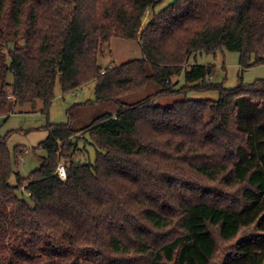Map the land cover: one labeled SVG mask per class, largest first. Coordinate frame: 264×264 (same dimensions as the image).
I'll use <instances>...</instances> for the list:
<instances>
[{"label": "trees", "instance_id": "obj_1", "mask_svg": "<svg viewBox=\"0 0 264 264\" xmlns=\"http://www.w3.org/2000/svg\"><path fill=\"white\" fill-rule=\"evenodd\" d=\"M112 38L141 59L103 70ZM218 52L264 66V0H0V117L39 101L47 113L57 86L90 82L75 107L117 108L51 125L28 181L24 151L0 136V264H264V78L211 82L197 58ZM151 82L157 93L123 100ZM209 90L217 100L186 97ZM252 226L261 235L238 241Z\"/></svg>", "mask_w": 264, "mask_h": 264}, {"label": "rangeland", "instance_id": "obj_2", "mask_svg": "<svg viewBox=\"0 0 264 264\" xmlns=\"http://www.w3.org/2000/svg\"><path fill=\"white\" fill-rule=\"evenodd\" d=\"M150 17L151 11L145 15V19L148 20ZM141 57V49L136 41L112 38L109 43L103 45L98 64L103 70H107L133 60H139ZM238 62L239 56L234 52H218L216 57L204 55L197 58L199 65H215L217 74L212 78L211 82L215 84L222 83L223 87L228 89L235 88L241 83L247 85L255 80L264 78V66L243 70ZM179 85H184L182 77L180 78ZM93 89V86H86L78 94L71 95V92L62 94L59 86H57L55 89L56 98L51 102L47 113H42L44 105L39 101L35 110H32L29 105L23 107L16 106L12 110V116L8 119L0 118V136L12 132L7 140L9 150L13 151V148L18 146L24 151L23 159L20 160L17 167V172L24 181H28L30 174L38 168L40 157L46 156V152L42 150L39 144L49 136L51 125L66 124L72 119L73 128L81 130L101 115L115 113L117 108L111 104L75 107L78 104L93 100ZM159 90V86L151 82L142 91L127 96L123 100L126 103H137L157 93ZM8 92H10L9 89L7 90ZM186 97L198 100H217L219 95L214 90L191 91L187 93ZM169 101L160 100L159 102L164 105L168 104ZM94 156V149L90 148L88 158L91 162L94 161ZM78 157L77 162L85 161V157L80 155ZM9 183L14 186L16 184L15 179L11 177ZM20 195L21 198L28 201L26 193ZM259 235L261 234L252 226L242 230L238 241ZM78 263L83 264L82 260H79Z\"/></svg>", "mask_w": 264, "mask_h": 264}, {"label": "built area", "instance_id": "obj_3", "mask_svg": "<svg viewBox=\"0 0 264 264\" xmlns=\"http://www.w3.org/2000/svg\"><path fill=\"white\" fill-rule=\"evenodd\" d=\"M9 94H10V92H9ZM10 98L13 100V98L11 96H10ZM11 109L8 112V115H12V110ZM56 176L62 182H64L66 180V169H65L64 163L61 162V163L58 164L57 169H56Z\"/></svg>", "mask_w": 264, "mask_h": 264}, {"label": "crops", "instance_id": "obj_4", "mask_svg": "<svg viewBox=\"0 0 264 264\" xmlns=\"http://www.w3.org/2000/svg\"><path fill=\"white\" fill-rule=\"evenodd\" d=\"M86 86H93V87H94L93 82L87 83L86 85H84V86H82V87H79L77 90L72 91V92H71V95L78 94V93L80 92V90L83 89V88L86 87ZM62 94H63V93H62ZM12 115H13V114H12ZM12 115H10V116H12ZM10 116H8V117H0V118H1V119H8ZM22 159H23V156H22L21 160H22Z\"/></svg>", "mask_w": 264, "mask_h": 264}]
</instances>
